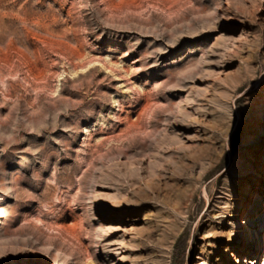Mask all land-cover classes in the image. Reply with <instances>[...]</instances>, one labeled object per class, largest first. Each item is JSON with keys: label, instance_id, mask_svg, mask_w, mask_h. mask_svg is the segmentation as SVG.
<instances>
[{"label": "rangeland", "instance_id": "rangeland-1", "mask_svg": "<svg viewBox=\"0 0 264 264\" xmlns=\"http://www.w3.org/2000/svg\"><path fill=\"white\" fill-rule=\"evenodd\" d=\"M242 258L264 264V0H0V264Z\"/></svg>", "mask_w": 264, "mask_h": 264}, {"label": "bare ground", "instance_id": "bare-ground-1", "mask_svg": "<svg viewBox=\"0 0 264 264\" xmlns=\"http://www.w3.org/2000/svg\"><path fill=\"white\" fill-rule=\"evenodd\" d=\"M253 223H254V222H253L252 219H250V218L241 221V225H242V226H245V227H246L247 225H249V224H253ZM257 248L259 249V247H257ZM242 260H243V263L246 262V263H248V264H255V263H254L255 260L247 261L245 258H242V259L239 260V262L241 263Z\"/></svg>", "mask_w": 264, "mask_h": 264}]
</instances>
